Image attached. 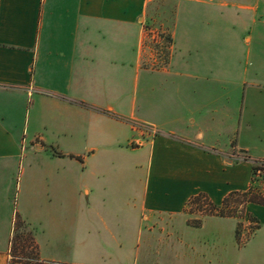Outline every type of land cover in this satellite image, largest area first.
I'll use <instances>...</instances> for the list:
<instances>
[{
    "label": "crops",
    "instance_id": "obj_1",
    "mask_svg": "<svg viewBox=\"0 0 264 264\" xmlns=\"http://www.w3.org/2000/svg\"><path fill=\"white\" fill-rule=\"evenodd\" d=\"M261 161L264 0H0V264L15 214L43 261L264 264V204L187 205Z\"/></svg>",
    "mask_w": 264,
    "mask_h": 264
},
{
    "label": "trees",
    "instance_id": "obj_2",
    "mask_svg": "<svg viewBox=\"0 0 264 264\" xmlns=\"http://www.w3.org/2000/svg\"><path fill=\"white\" fill-rule=\"evenodd\" d=\"M163 41L165 44L163 43V45H160L159 48L154 46V49L155 52L161 49V53L163 54L156 53L158 54V57H162L163 60H166L168 57V46L171 41L169 34L163 37ZM260 183L264 184V162L262 161L252 167V179L249 188L246 191L229 193L222 200L220 207L212 205L202 194L191 197L187 205H200L202 211L205 212L204 215L216 214L220 216H233L232 213L237 212L238 207H240L238 212L242 214L244 206L247 203L264 204V187L262 188ZM229 206H234V208L231 209ZM239 227L240 225H237L236 235L238 241L240 238L238 231ZM10 255L11 259L9 264H61L52 261L45 263L40 260L37 255L36 245L34 243L32 233L27 228V224L18 214H15L13 221V234L10 240Z\"/></svg>",
    "mask_w": 264,
    "mask_h": 264
},
{
    "label": "rangeland",
    "instance_id": "obj_3",
    "mask_svg": "<svg viewBox=\"0 0 264 264\" xmlns=\"http://www.w3.org/2000/svg\"><path fill=\"white\" fill-rule=\"evenodd\" d=\"M153 18H154V22L153 24H155V27H164L166 29V27H168L170 25L171 19H172V4L171 3H164L162 2V4H160L159 2L156 3L155 5H153ZM167 34H159V38H160V42L156 43V42H151L150 47L152 48V51L155 52L154 46H156L157 48L160 47V45H163L164 41H163V37H165ZM151 40V39H150ZM152 41V40H151ZM165 44V43H164ZM167 51V50H166ZM158 54H163L161 53V49L156 51ZM169 53V51H168ZM133 123H139V122H133ZM142 125H147L144 123H139ZM261 186L263 184H260ZM262 190V189H261ZM231 209L234 208V206H229ZM200 208V209H199ZM240 209V207L237 208V212L232 213L233 216H238L241 217V213L238 212V210ZM189 213H195L198 215H204L205 212L202 211L200 205H191L188 208ZM251 228V225L249 226ZM248 227V228H249ZM249 228L248 232H246L244 234V238H247L250 234L251 229Z\"/></svg>",
    "mask_w": 264,
    "mask_h": 264
},
{
    "label": "built area",
    "instance_id": "obj_4",
    "mask_svg": "<svg viewBox=\"0 0 264 264\" xmlns=\"http://www.w3.org/2000/svg\"><path fill=\"white\" fill-rule=\"evenodd\" d=\"M133 127H136L138 129H141V130H144V131H148L149 133H152V134H156V130L153 129L151 126L149 125H142V124H139V123H133ZM138 145V144H136ZM261 184V183H260ZM263 184V183H262ZM243 240H245V238L243 237ZM242 240V241H243ZM42 262H45V263H48V262H51V261H43L41 260Z\"/></svg>",
    "mask_w": 264,
    "mask_h": 264
}]
</instances>
